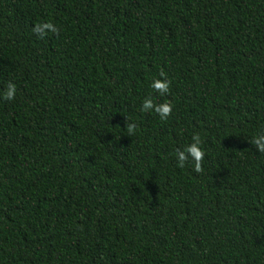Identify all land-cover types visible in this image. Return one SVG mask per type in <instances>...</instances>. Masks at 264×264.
<instances>
[{"label":"trees","instance_id":"16d2710c","mask_svg":"<svg viewBox=\"0 0 264 264\" xmlns=\"http://www.w3.org/2000/svg\"><path fill=\"white\" fill-rule=\"evenodd\" d=\"M0 264H264V0H0Z\"/></svg>","mask_w":264,"mask_h":264}]
</instances>
